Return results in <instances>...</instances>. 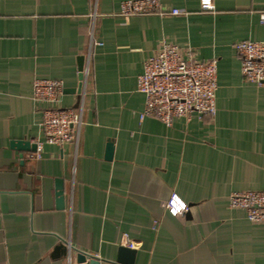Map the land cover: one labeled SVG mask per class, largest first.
Listing matches in <instances>:
<instances>
[{"label": "crops", "instance_id": "0c3cea01", "mask_svg": "<svg viewBox=\"0 0 264 264\" xmlns=\"http://www.w3.org/2000/svg\"><path fill=\"white\" fill-rule=\"evenodd\" d=\"M122 1L0 0V264H120L122 246L133 264H264V224L228 206L264 190V84L243 78L233 48L264 41V0H159L165 14L128 17ZM162 42L217 60L213 117L140 120L137 78ZM35 78L61 81L62 108L83 98L78 144L44 143L39 159L11 147L44 139ZM172 195L187 212L164 208Z\"/></svg>", "mask_w": 264, "mask_h": 264}, {"label": "built area", "instance_id": "2783aa9c", "mask_svg": "<svg viewBox=\"0 0 264 264\" xmlns=\"http://www.w3.org/2000/svg\"><path fill=\"white\" fill-rule=\"evenodd\" d=\"M200 4L205 11L214 9L212 0H201ZM118 14L128 17L163 15L165 12L159 0H124L120 4ZM169 14L185 15L186 12L174 8ZM259 21L264 24V12L260 13ZM233 48L240 58L243 78L250 83L263 85L264 41L243 40L236 42ZM89 56L86 66L81 70L83 87L89 73ZM216 73V59L199 61L190 50L184 51L173 43L162 42L145 60L143 71L137 78V91L144 96L140 120L152 117L166 126H171L175 118L189 120L194 114L200 118L213 117L216 111ZM62 92L61 81L45 78L33 80L32 98L44 105L40 123L44 139L35 142L36 149L31 154L32 158L41 157L44 143L59 147L78 144L82 128L83 98H80L75 108H62L60 107ZM180 204L184 207L176 211ZM228 206L243 210L249 221L264 224V190L232 192L228 196ZM164 208L174 216L188 211L187 205L175 195L165 202Z\"/></svg>", "mask_w": 264, "mask_h": 264}, {"label": "water", "instance_id": "95a60500", "mask_svg": "<svg viewBox=\"0 0 264 264\" xmlns=\"http://www.w3.org/2000/svg\"><path fill=\"white\" fill-rule=\"evenodd\" d=\"M79 86L75 89V92L77 94H80L82 91V81H83V75L81 73L82 67H83V58H79ZM11 147L15 148L16 150L26 151V152H34L36 149V144H30L28 141H14L11 143ZM112 150L113 146L112 143H108L106 145V159L110 160L112 157ZM56 204L58 208L63 207V191H62V182L61 180L56 181ZM134 256H135V250L130 249L128 247H119L118 249V256L116 259L117 263L120 264H133L134 262ZM76 264H97L94 262V260H90L86 262V257L82 254H78L76 257Z\"/></svg>", "mask_w": 264, "mask_h": 264}, {"label": "clouds", "instance_id": "9594fccd", "mask_svg": "<svg viewBox=\"0 0 264 264\" xmlns=\"http://www.w3.org/2000/svg\"><path fill=\"white\" fill-rule=\"evenodd\" d=\"M178 199V198H177ZM184 207V205L183 204H180L179 205V208L176 210V211H179L180 209H182ZM175 214V213H174Z\"/></svg>", "mask_w": 264, "mask_h": 264}]
</instances>
